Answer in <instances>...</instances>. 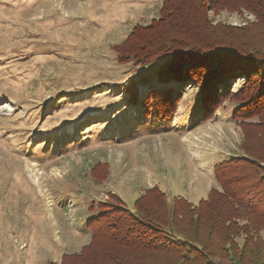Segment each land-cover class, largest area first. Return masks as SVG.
<instances>
[{"label":"rangeland","instance_id":"1","mask_svg":"<svg viewBox=\"0 0 264 264\" xmlns=\"http://www.w3.org/2000/svg\"><path fill=\"white\" fill-rule=\"evenodd\" d=\"M161 2L0 0V264H59L63 252L79 251L90 206L107 192L131 206L154 184L193 203L218 187L213 165L241 138L231 105L200 122L189 104L197 87L185 83L172 119L145 118L124 90L145 67L112 58L110 46ZM208 15L213 24L255 21ZM97 161L109 165L99 183L89 175Z\"/></svg>","mask_w":264,"mask_h":264},{"label":"trees","instance_id":"2","mask_svg":"<svg viewBox=\"0 0 264 264\" xmlns=\"http://www.w3.org/2000/svg\"><path fill=\"white\" fill-rule=\"evenodd\" d=\"M214 9L255 21L213 24ZM110 48L117 65L145 67L124 86L145 118L172 119L182 86L191 83L195 117L206 121L227 102L241 138L213 165L218 187L194 203L156 184L131 206L107 192L90 206L87 243L63 252L59 264H264V0H162L155 17L133 24ZM108 167L97 161L89 175L102 182Z\"/></svg>","mask_w":264,"mask_h":264}]
</instances>
